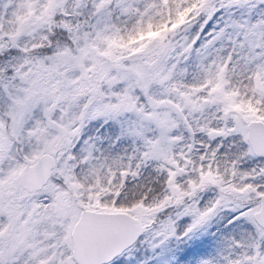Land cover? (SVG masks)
I'll return each instance as SVG.
<instances>
[{"label": "snow or ice", "instance_id": "snow-or-ice-1", "mask_svg": "<svg viewBox=\"0 0 264 264\" xmlns=\"http://www.w3.org/2000/svg\"><path fill=\"white\" fill-rule=\"evenodd\" d=\"M0 264H264V0H0Z\"/></svg>", "mask_w": 264, "mask_h": 264}]
</instances>
